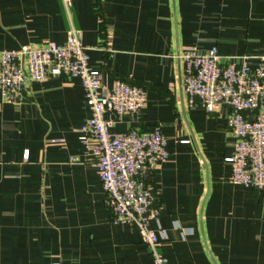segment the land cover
<instances>
[{
	"label": "crops",
	"instance_id": "0c3cea01",
	"mask_svg": "<svg viewBox=\"0 0 264 264\" xmlns=\"http://www.w3.org/2000/svg\"><path fill=\"white\" fill-rule=\"evenodd\" d=\"M72 27L103 88L122 80L147 90L145 106L112 131L158 127L167 140L150 183L164 208L151 228L168 263L264 264V192L231 183L229 111L187 106L179 59L216 47L224 64L256 68L264 0H0V52L63 45ZM90 118L75 78L29 84L21 105L0 94V264H153L138 232L112 223L82 141Z\"/></svg>",
	"mask_w": 264,
	"mask_h": 264
},
{
	"label": "built area",
	"instance_id": "2783aa9c",
	"mask_svg": "<svg viewBox=\"0 0 264 264\" xmlns=\"http://www.w3.org/2000/svg\"><path fill=\"white\" fill-rule=\"evenodd\" d=\"M73 1L62 0L67 8ZM179 59L187 106H201L209 113L229 111L227 126L235 145L225 161L232 166L231 183L264 192V58L254 69L246 63L224 64L214 47L206 54L186 49ZM51 78H75L84 88L91 118L81 128L82 141L95 158L112 223L134 228L153 264H169L160 252L162 239L151 228L164 208L150 183L159 164L169 158L167 140L158 127L149 132L112 131L117 120L145 106L146 88L122 80L111 90L103 88L100 73L90 66L81 32L74 27L63 45L49 42L0 52V94L5 104H23L29 84ZM49 145L64 146L65 141Z\"/></svg>",
	"mask_w": 264,
	"mask_h": 264
}]
</instances>
